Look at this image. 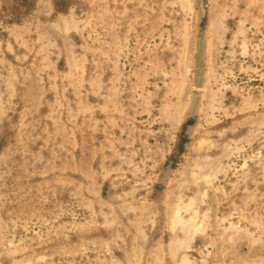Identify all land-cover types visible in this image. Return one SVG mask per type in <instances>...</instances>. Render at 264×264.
I'll return each mask as SVG.
<instances>
[{"label": "rangeland", "instance_id": "1", "mask_svg": "<svg viewBox=\"0 0 264 264\" xmlns=\"http://www.w3.org/2000/svg\"><path fill=\"white\" fill-rule=\"evenodd\" d=\"M66 6L0 13V264H264V0Z\"/></svg>", "mask_w": 264, "mask_h": 264}, {"label": "trees", "instance_id": "2", "mask_svg": "<svg viewBox=\"0 0 264 264\" xmlns=\"http://www.w3.org/2000/svg\"><path fill=\"white\" fill-rule=\"evenodd\" d=\"M12 7L9 10H3L0 13L6 17L3 21L6 23H16L20 21L34 7L35 0H11ZM67 0H53V6L56 12L66 11ZM65 5V7H64Z\"/></svg>", "mask_w": 264, "mask_h": 264}]
</instances>
